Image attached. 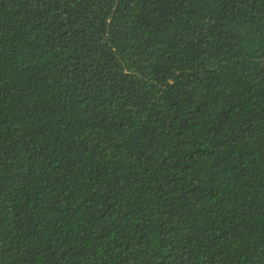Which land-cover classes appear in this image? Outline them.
<instances>
[{"label":"trees","instance_id":"1","mask_svg":"<svg viewBox=\"0 0 264 264\" xmlns=\"http://www.w3.org/2000/svg\"><path fill=\"white\" fill-rule=\"evenodd\" d=\"M0 264H264V0H0Z\"/></svg>","mask_w":264,"mask_h":264}]
</instances>
